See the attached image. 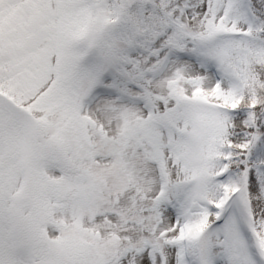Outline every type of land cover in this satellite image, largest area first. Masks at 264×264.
Wrapping results in <instances>:
<instances>
[{"label":"snow or ice","instance_id":"obj_1","mask_svg":"<svg viewBox=\"0 0 264 264\" xmlns=\"http://www.w3.org/2000/svg\"><path fill=\"white\" fill-rule=\"evenodd\" d=\"M0 264H264V0H0Z\"/></svg>","mask_w":264,"mask_h":264}]
</instances>
